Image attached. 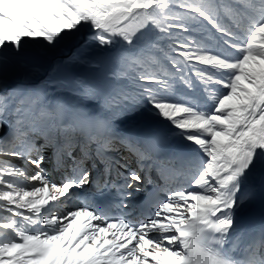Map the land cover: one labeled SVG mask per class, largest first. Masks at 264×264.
<instances>
[{"label":"snow or ice","instance_id":"obj_1","mask_svg":"<svg viewBox=\"0 0 264 264\" xmlns=\"http://www.w3.org/2000/svg\"><path fill=\"white\" fill-rule=\"evenodd\" d=\"M69 46L118 69L75 82L111 115L0 96V264H264V251L232 250L238 214L264 200V0H0V69ZM109 76L129 84L111 89ZM197 84L202 97L176 90ZM144 105L167 126L118 132L112 117ZM92 169L118 209L144 191V218L112 203L57 211Z\"/></svg>","mask_w":264,"mask_h":264},{"label":"rangeland","instance_id":"obj_2","mask_svg":"<svg viewBox=\"0 0 264 264\" xmlns=\"http://www.w3.org/2000/svg\"><path fill=\"white\" fill-rule=\"evenodd\" d=\"M119 46L117 44L115 47L118 48ZM70 48L71 46L49 54L41 52L40 54L45 59L44 63L32 64L26 61H20L10 65L6 69H0V96H6L14 91L22 95L26 91V88H31L33 92L41 97V102L43 103L45 96H48L50 90L57 86L59 82L67 79H73L75 82L81 79L85 81V74L89 72L102 74L118 70L112 65L102 63V55L96 49L81 48L78 51L75 48L71 54H68L71 51ZM192 79L195 81L196 78L194 75ZM109 83L111 89L113 86L114 89H119V84L125 85L127 83L125 87L129 84L127 79H116L111 76H109ZM30 84H33V86H28ZM12 85L13 87H11ZM216 86L214 85V87ZM198 88L197 86L194 93H188L185 87L178 85L176 90L177 92H185L189 95L195 94L199 96ZM144 106L151 109L148 105ZM8 119L11 120V116ZM113 123L116 124L115 121Z\"/></svg>","mask_w":264,"mask_h":264},{"label":"bare ground","instance_id":"obj_3","mask_svg":"<svg viewBox=\"0 0 264 264\" xmlns=\"http://www.w3.org/2000/svg\"><path fill=\"white\" fill-rule=\"evenodd\" d=\"M20 61H26V62H29L32 64H40V63H44L45 59L41 54H39V55H29ZM98 75H100V74L96 73V72H89V73L85 74V82H92L94 80V78L97 77ZM77 87L78 86L76 85V83L73 79H67V80H64L63 82H59L56 87H53L51 89L49 103L52 106H55L58 102L61 103V99L65 98V96H69L70 98H72L73 101L85 100L86 103L89 105V108H88L89 114H91L92 111L94 110V112L92 114L96 113V114H107L108 116L111 115V113L107 112L106 110L101 109L100 105L96 101L88 98L85 95H82L81 94L82 90L77 88ZM146 107L147 106L142 107L140 109L138 114L135 116V119H123L122 120L118 117H113V121L116 122V124H114V126L116 127L117 131L122 133V134H128V133L138 134V133H141V132L148 130V129L162 128L167 123L165 121H162L159 117H157L154 114V112H152L151 109L146 108ZM170 138L173 141L174 145L177 147V149L180 150L182 141H180L176 137V135H174V132L172 134H170ZM177 166H178V162H177ZM51 179H53L56 182H60L62 180V177L58 176V177H53ZM260 202H261V205L264 207V200L258 199L257 203L252 205L253 208H256L258 205H260ZM68 203L69 204L66 207L67 209H74V208L80 206L79 204H77L78 202L77 203L74 202V199L68 201ZM57 206H56L57 209H61V210L64 209V206H59V205H57ZM248 209L249 208H246L244 210H248ZM244 210L238 214L239 219H240V227L244 226V222H246L245 217L249 216V214H248L249 210L247 212H245ZM59 212H61V211L59 210ZM134 221H139V219H136ZM239 245H240L239 241L236 240L233 243L232 247H234V246L238 247Z\"/></svg>","mask_w":264,"mask_h":264},{"label":"water","instance_id":"obj_4","mask_svg":"<svg viewBox=\"0 0 264 264\" xmlns=\"http://www.w3.org/2000/svg\"><path fill=\"white\" fill-rule=\"evenodd\" d=\"M75 47H77V46H71V49H73V48H75Z\"/></svg>","mask_w":264,"mask_h":264}]
</instances>
